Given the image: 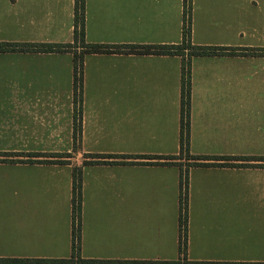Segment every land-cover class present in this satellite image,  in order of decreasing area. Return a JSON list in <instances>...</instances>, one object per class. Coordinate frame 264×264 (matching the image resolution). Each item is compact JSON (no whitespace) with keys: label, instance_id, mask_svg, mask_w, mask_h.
Listing matches in <instances>:
<instances>
[{"label":"crops","instance_id":"obj_1","mask_svg":"<svg viewBox=\"0 0 264 264\" xmlns=\"http://www.w3.org/2000/svg\"><path fill=\"white\" fill-rule=\"evenodd\" d=\"M185 1L85 0V44L179 45ZM75 6L0 0V43L72 47L0 53V258L71 257L78 168L82 258L177 260L184 171L188 260L264 263V161L241 160H264V0H191L193 45L228 49L191 62L188 149L208 161L180 157V56L84 54L76 104Z\"/></svg>","mask_w":264,"mask_h":264},{"label":"trees","instance_id":"obj_2","mask_svg":"<svg viewBox=\"0 0 264 264\" xmlns=\"http://www.w3.org/2000/svg\"><path fill=\"white\" fill-rule=\"evenodd\" d=\"M185 21L183 28V41L176 46H99L85 44V0H76L75 6V42L86 48L81 56H75V102H83V68H84V54L94 53H128L137 55H173L180 56L184 59L183 64V91H182V135H181V159L193 160H213L212 158H200L191 156L189 154V107H190V78H191V62L192 58L200 56H219L226 55L228 49L226 48H210L195 46L192 43V20H191V0H186ZM71 46H54L49 44L39 45H19V44H2L0 43V53L4 52H39L52 53L69 51ZM190 51V55L185 52ZM75 125H78L75 119ZM75 146L78 143L75 142ZM70 156L67 154L66 156ZM92 159L100 158H116L114 155L99 156L88 155ZM132 156L136 159H150V160H179V158H163L160 156ZM220 160H227L223 158ZM242 161H264L262 158H241ZM97 162H88L86 165H94ZM179 165V164H177ZM214 166V164H194V166ZM180 166V165H179ZM223 164L222 167H227ZM238 166V165H236ZM247 165H239L238 167H245ZM181 215H180V247L179 258L175 261H104V260H87L82 258L80 253L81 246V212H82V179L81 170L75 168L73 170V246L72 255L67 259H16V258H0V264H264V263H228V262H193L187 258V192H188V176L183 171L181 173Z\"/></svg>","mask_w":264,"mask_h":264},{"label":"rangeland","instance_id":"obj_3","mask_svg":"<svg viewBox=\"0 0 264 264\" xmlns=\"http://www.w3.org/2000/svg\"><path fill=\"white\" fill-rule=\"evenodd\" d=\"M185 54H186V55H190L191 52H190V51H186Z\"/></svg>","mask_w":264,"mask_h":264}]
</instances>
